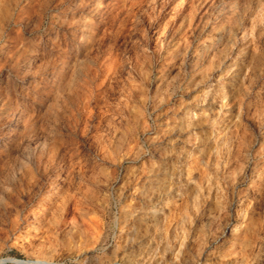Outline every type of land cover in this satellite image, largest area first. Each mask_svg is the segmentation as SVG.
<instances>
[{"label": "clouds", "instance_id": "obj_1", "mask_svg": "<svg viewBox=\"0 0 264 264\" xmlns=\"http://www.w3.org/2000/svg\"><path fill=\"white\" fill-rule=\"evenodd\" d=\"M213 4L0 0V264H264V0Z\"/></svg>", "mask_w": 264, "mask_h": 264}, {"label": "rangeland", "instance_id": "obj_2", "mask_svg": "<svg viewBox=\"0 0 264 264\" xmlns=\"http://www.w3.org/2000/svg\"><path fill=\"white\" fill-rule=\"evenodd\" d=\"M139 7L142 9L146 8L147 5L142 4ZM213 7V0H184L182 5L180 0H157L158 15L153 23L148 25L152 29L149 32L151 46H155L156 37H160L166 52L169 50L170 44L176 45L184 40L191 44L201 35L203 29L201 20L202 18H207L206 14H211L209 10ZM124 15L125 13H121V18ZM173 16L175 19L172 20L169 27L165 30L163 27L164 22ZM189 23H191V29H189ZM130 26L131 22L129 21ZM161 33H163L162 36ZM126 35L127 29H125ZM181 51H184L183 47ZM114 71L119 72V69H114ZM100 78H103L102 72ZM255 126V124L252 125V127Z\"/></svg>", "mask_w": 264, "mask_h": 264}]
</instances>
